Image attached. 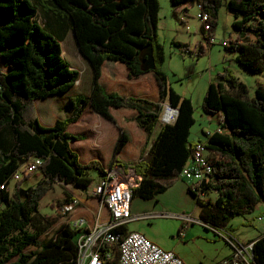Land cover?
<instances>
[{"label": "trees", "instance_id": "trees-1", "mask_svg": "<svg viewBox=\"0 0 264 264\" xmlns=\"http://www.w3.org/2000/svg\"><path fill=\"white\" fill-rule=\"evenodd\" d=\"M171 2L176 7L201 5L210 16L205 40L212 43L223 0ZM227 8L236 37L231 34L225 49L249 71L264 76V0H228ZM160 9L159 0H0V264H78L79 236L90 232L97 220H110L111 212L99 195L88 194L76 206L77 211L89 210L81 215L86 220L83 228L64 222L47 236L58 218L40 213L41 200L57 182L83 191L93 183L90 171L106 175L97 161L82 164L71 147L82 137L68 127L89 104L120 129L114 159L141 177L134 198L152 200L166 192L190 162L196 145L190 139L195 108L191 98L171 87L163 70ZM69 31L92 67V94L71 97V115L44 126L35 101L68 92L79 77L63 55L61 42ZM176 44L192 53L187 45ZM149 45L156 67L145 70ZM204 52L201 43L198 55ZM218 77L209 85L202 108L206 114L220 115L229 133L205 132L206 139L199 140L213 163V180L205 188L218 195L200 198L192 187L190 192L200 208L199 220L232 232L235 218H246L264 204V85L259 84L252 97L230 66L224 65ZM167 100L179 109L178 116L153 137ZM33 158L42 160V178L26 188L25 196L20 195L21 183L11 193L12 178ZM74 197L68 193L64 201H57L60 209ZM71 212L67 211V221ZM256 218L252 216L248 225ZM253 242L254 259L264 264V233ZM114 252L116 264L117 246Z\"/></svg>", "mask_w": 264, "mask_h": 264}, {"label": "rangeland", "instance_id": "rangeland-1", "mask_svg": "<svg viewBox=\"0 0 264 264\" xmlns=\"http://www.w3.org/2000/svg\"><path fill=\"white\" fill-rule=\"evenodd\" d=\"M159 1L161 9L158 36L160 42L164 45L166 53L163 70L168 75L171 87L179 91L181 95L187 92V97L193 101L195 123L191 129V137L204 136V131H214L218 128L219 117L206 114L203 111L202 104L209 85L219 80L218 74L223 70V66L228 65L234 70L238 78L248 86L249 94L252 97L255 95L256 87L261 83L264 85V76L262 74H254L239 64L235 60V53L228 52L223 45V41L227 40L231 34L232 37L235 35L232 27L234 17L227 8L228 0H223L217 19L218 24L213 31L214 38L210 44L205 40L204 30L206 29L203 22L197 16L200 11L197 3H190L189 6L180 10L172 4L171 0ZM70 34L63 43V54L71 66L80 72V78L76 81L74 90L88 93L91 84L90 68L85 58L78 51ZM177 40H181V44L187 45L192 53L183 52V46L177 45L176 43H179L176 42ZM201 43L205 46V52L199 56L198 49ZM160 126L161 122L155 129L153 137L158 133ZM130 172L132 175H127V178L133 180L132 178L136 176H134V171ZM90 175L93 178V186L99 181V173L93 170L90 171ZM22 177L24 178L25 175H22ZM29 178H32V175H29ZM183 181L190 184L186 179ZM24 183L25 181L21 182V188L26 189L28 183ZM14 185L15 180H12V190ZM64 185L56 183L53 189L41 200L40 213L42 215H53L58 218V222L50 230L48 229L47 236L55 233L59 226L67 221V216L60 213L57 201H64L68 193L72 194L70 191L73 187L67 184L65 187ZM167 191L156 198L159 199L163 196L161 204L164 206H161V208H155L156 199L144 201L138 198L137 201L135 200L140 204L138 211L148 213L169 212V214L174 215L185 212L193 214L194 218L200 219L198 206L194 205L191 207V201L187 196L184 200L183 198L179 199V196H182V189L176 186ZM77 192L80 194V191ZM83 197L84 195L81 194L79 198L82 199ZM210 197H212L211 193ZM187 203L189 207L186 205ZM263 208L264 204L262 203L254 216L259 215V210ZM231 223L234 227L233 235L244 244L250 242V240H255L264 232L263 222L257 218L252 225L245 224V219L242 216L235 218ZM182 224V220L174 216H158L132 222L128 227L129 229H134L137 226L147 228L150 234L158 239L162 247H175V251L190 264H220L233 254V249L225 239L221 238L213 230L204 227L200 222L189 224L187 229L182 228ZM181 229L185 230L184 236L179 234Z\"/></svg>", "mask_w": 264, "mask_h": 264}, {"label": "built area", "instance_id": "built-area-1", "mask_svg": "<svg viewBox=\"0 0 264 264\" xmlns=\"http://www.w3.org/2000/svg\"><path fill=\"white\" fill-rule=\"evenodd\" d=\"M198 18L203 22L204 28H208L207 21L209 14L201 10ZM227 41H223L226 45ZM188 52V51H186ZM178 108L164 104L159 121L163 124H171L176 121ZM207 135L213 132L206 131ZM42 165L40 158L23 163L18 172L14 175H28L38 171ZM106 175L102 177L95 185H91L87 190L80 191L84 196L99 195L102 197V204H107L110 212V220L101 223L99 220L95 223L90 232L81 234L77 240L78 245V264H113L115 259L114 249L117 246L119 255L116 264H187L183 258L173 250H168L152 241L145 234L138 231H121L119 228L127 226L131 221L141 218L152 217L151 215L134 216L131 206L134 199L133 189L138 185L141 177L134 172L133 180L127 178L125 171L116 163L111 164L105 169ZM213 163L209 151L203 141H197L193 150V156L190 162L182 169L180 176L192 182V191L200 198L209 197L211 191L205 187L213 180ZM137 178V179H136ZM72 186V185H71ZM70 186V187H71ZM5 188V183L1 185ZM81 203V199L75 196L69 205L60 209V213L67 216V211L72 210V215L67 223L74 228H83L86 220L82 216L76 215V206ZM170 215V214H169ZM168 215V216H169ZM188 223L200 222L204 226L213 230L231 246L233 254L230 258L225 259L220 264H257L254 259V242L246 244L241 243L232 232L209 225L201 220L191 217L182 216ZM264 225V214L257 215ZM185 235L182 229L179 233Z\"/></svg>", "mask_w": 264, "mask_h": 264}, {"label": "crops", "instance_id": "crops-1", "mask_svg": "<svg viewBox=\"0 0 264 264\" xmlns=\"http://www.w3.org/2000/svg\"><path fill=\"white\" fill-rule=\"evenodd\" d=\"M189 5H190V3H184L182 6H179L178 9L182 10L183 8H185L186 6H189ZM70 32L71 31H69L66 34L65 39L61 42L62 49H63V43L66 41V38H68ZM70 35L73 37V42L76 45V41L74 39L73 33L71 32ZM234 37H236V35H234ZM176 42L180 43L182 41L181 40H177ZM76 47H77V45H76ZM77 49H78V47H77ZM63 52H64V49H63ZM85 60L87 61L88 65H89L90 73H91V84H90L89 92L88 93H84L82 91H75L74 90L75 85H74L68 92H66L64 94L54 95V96H51V97H49L47 99L36 100L35 101L36 113H37L38 119H39V121H40V123L42 125H44V126H53L56 123L57 120L68 118L71 115V113H72L71 108H70V98L71 97H75V96H79V95H84L86 97H90L91 96V94H92V84H93L94 76H93V70H92V67L90 66V63L88 62V60L86 58H85ZM79 78H80V72H79L78 79ZM150 85H151V83H150ZM175 91H177V90H175ZM177 92L180 93L179 91H177ZM183 95H184V97H187V92H185V94H183ZM168 102H169V100H167L164 104H166ZM221 115H223V113H221ZM213 116H218L219 117L218 118V128L216 130L210 131V132L220 131V132H224V133H229V130L222 126L223 122L220 121V115L216 114V115H213ZM160 122L161 121H159V123ZM161 125H163L162 122H161ZM68 131L71 132L74 135H78V136L82 137L80 140H76V141H72L71 142V147L78 154L79 160H80V162L82 164H88V163H90L92 161H97V162H99L101 164V166L106 168V167H109L111 164H113L115 162L119 167H121L125 171L124 175H132V173L130 171H134L135 172V169L132 168V167H129L128 169H124L122 167L121 161L119 159L118 160H119L120 163L115 161V159H114L115 158V148H116V143H117V141L119 139V136H120V129L117 127V125L114 122H112L111 120L105 118L103 115H101L99 112H97L93 108V106L91 104H89L87 106V108L85 109L84 113L82 114L81 118L78 121H76L74 123H71L69 125ZM204 133H205V131L203 132V134ZM190 139L192 141H194V142H197L200 139L205 140L206 137H205V134H204V136H197L195 138H192L191 135H190ZM128 148H132V147L128 146ZM137 149L139 150L138 147H137ZM36 173H38V174L36 175ZM29 175H32V178H29V179L25 180V183H24V184L28 183V186L36 184V182L42 178V174H41L40 171L39 172H35V173H31ZM101 178L102 177L99 176L98 180H100ZM22 179H23L22 175H18L17 177H13L12 178V180H15V185H14V188L12 190L11 189V183H10L9 189H10L11 193H14L16 191V186H17L18 183L22 182ZM173 180H174L175 184L170 189H168V191H170L171 189H173L176 186H178L180 189L183 190L182 191V196H179V199L183 198V200H184V198L187 196V198L191 201L190 202L191 207H193L194 205L198 206L194 194L192 192H190V187H192L193 183L189 181L190 184H188L186 181H183L185 179H183L180 175L177 178H174ZM57 184H61V183L57 182ZM70 189H72V188H70ZM73 190L74 189H72L70 192L75 194V196L80 197L81 194H79L77 192L78 190L77 189H75L74 191ZM210 193H211V196H212L213 199H215L217 197V195H218L216 192H210ZM210 193H209V196H210ZM162 194H160V195H162ZM66 198H67V196H65L64 200ZM138 198H140V197H135L133 199V201H132L131 210H132V214L134 216L151 215L152 217H158V216H163V217L167 216L168 217L169 212L148 213V212L138 211L139 207H140L139 206L140 204L136 202L138 200ZM156 198H158V197H156ZM162 198H163V196H161L159 198L160 200L156 199V203H155L156 206L154 205L155 208H161V206H164L163 204H161ZM85 199L86 198L83 197L81 199V203H83L85 201ZM140 199H142V198H140ZM155 199H152V200H155ZM142 200H144V199H142ZM144 201H146V200H144ZM164 204H166V202H164ZM186 205L189 207L188 203ZM87 211H89V210H84L83 207H82V209H80L79 211H77V209H76V213L75 214L76 215H80V216L81 215L84 216V214ZM259 211L260 212L264 211V208L260 209ZM199 214H200V208H199ZM254 214L248 215L246 218L244 217L245 224L248 225L249 220L252 218V216H254ZM183 215L184 216L195 217V216H193V214L185 213V212H182L181 214H176V215L170 214L169 217L174 216V217L182 220V223H183L182 224V228L184 227V229L185 228L187 229L189 227V224H191V223L187 224L184 221V219L182 218ZM70 217H74L72 215V213H71ZM148 218H151V217H148ZM143 219H147V218H141V219H138V220H134V221H131L130 223L137 222V221H140V220H143ZM129 224L126 226V228H127L126 231H138V232H141V233L145 234L148 238H150L152 241H154L155 243L160 245V242L158 241V239L153 237L150 234V232H149V230L147 228H145L143 226H137V227H134V229H129V227H128ZM232 232H233V230H232ZM263 233L264 232H262L261 235H263ZM251 241H253V240H250V242ZM165 249L173 250L174 252H176L175 251V247H165ZM178 255H180V254H178ZM231 256H229L227 258H230ZM183 260L187 264H190L184 258H183Z\"/></svg>", "mask_w": 264, "mask_h": 264}, {"label": "water", "instance_id": "water-1", "mask_svg": "<svg viewBox=\"0 0 264 264\" xmlns=\"http://www.w3.org/2000/svg\"><path fill=\"white\" fill-rule=\"evenodd\" d=\"M144 55L146 56V59L143 61V69L148 70V69H155L156 67V62L153 54V46L149 45L146 47ZM170 106H172L171 102H168ZM179 113V109H178ZM26 194V189L20 188V195L25 196Z\"/></svg>", "mask_w": 264, "mask_h": 264}]
</instances>
